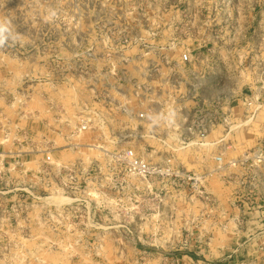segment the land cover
Instances as JSON below:
<instances>
[{"label": "rangeland", "instance_id": "obj_1", "mask_svg": "<svg viewBox=\"0 0 264 264\" xmlns=\"http://www.w3.org/2000/svg\"><path fill=\"white\" fill-rule=\"evenodd\" d=\"M0 18L21 34L0 48V264H264V0H0ZM121 51L165 53L162 109L127 115L94 82ZM170 108L178 127L145 119ZM128 149L181 176L130 173Z\"/></svg>", "mask_w": 264, "mask_h": 264}, {"label": "built area", "instance_id": "obj_2", "mask_svg": "<svg viewBox=\"0 0 264 264\" xmlns=\"http://www.w3.org/2000/svg\"><path fill=\"white\" fill-rule=\"evenodd\" d=\"M109 39V38H108ZM161 49V48H160ZM145 56L142 60L140 55H131L129 53H125L124 51L118 52L115 55V58H108L109 64L106 66V69L99 68L95 72L92 73V75L95 78V83H98L100 81H104L105 84H109L111 88L115 89L119 95L121 96V99H123V102H121V110L124 111L127 115H132L133 113V107L135 103H139L142 105V108L145 107V104L148 105V108L151 106V104H157L159 108H163L164 106V98H162L163 94L161 92H156V89H160V91H163V88L166 85L165 80V71L163 70V66L161 62H167L164 57L165 53L159 52L156 53H144ZM100 58H103L101 55ZM104 59V58H103ZM182 61L184 62H191L192 60L189 58L187 54L183 55ZM143 62V63H141ZM132 65V69L123 70L124 68H121L122 70H119L120 65ZM143 64V65H141ZM133 71L135 74H133ZM119 80H127L131 82L133 89L132 92H129V90H125L124 88H119L116 83H110V78H115ZM158 80H155L157 79ZM159 83L157 86L156 84ZM165 91V90H164ZM119 103V102H118ZM163 103V105H162ZM125 106H123V105ZM128 105H130L131 108L128 109ZM144 105V106H143ZM156 105V106H157ZM141 117L144 116L143 112L140 111ZM147 114V112H146ZM145 114V115H146ZM89 121L87 119L81 120V128L80 131L86 130L90 127ZM116 161L118 162H125L127 164L128 170L130 173L136 174L141 177H148L155 174L159 175H179L181 176L180 171H172L169 170L162 165L158 164H151L146 159L140 158L137 156L133 150H125L116 152L112 155ZM185 175V178H187L189 181L193 183V186L195 185L198 187V184L201 182L202 177L196 175V174H182ZM172 264H213L210 262H204V261H195L193 259L187 260L177 257L176 259H173Z\"/></svg>", "mask_w": 264, "mask_h": 264}, {"label": "clouds", "instance_id": "obj_3", "mask_svg": "<svg viewBox=\"0 0 264 264\" xmlns=\"http://www.w3.org/2000/svg\"><path fill=\"white\" fill-rule=\"evenodd\" d=\"M50 15L55 17L57 13L53 10ZM21 40V34L15 31L12 21L8 18H0V48L7 45L15 44ZM145 119L149 121L152 128L159 127L161 123L169 127H178L177 112L174 108H170L167 113L149 112L145 115Z\"/></svg>", "mask_w": 264, "mask_h": 264}, {"label": "crops", "instance_id": "obj_4", "mask_svg": "<svg viewBox=\"0 0 264 264\" xmlns=\"http://www.w3.org/2000/svg\"><path fill=\"white\" fill-rule=\"evenodd\" d=\"M133 74H135V72L133 71ZM163 96H164V94H163ZM165 97V96H164Z\"/></svg>", "mask_w": 264, "mask_h": 264}]
</instances>
